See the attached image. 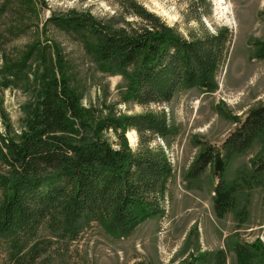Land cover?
I'll return each instance as SVG.
<instances>
[{"label":"rangeland","instance_id":"rangeland-1","mask_svg":"<svg viewBox=\"0 0 264 264\" xmlns=\"http://www.w3.org/2000/svg\"><path fill=\"white\" fill-rule=\"evenodd\" d=\"M130 1L0 0V131L5 132L4 120L11 133L20 131L38 88L37 75L48 66L59 75L58 56L83 106L99 114L145 112L132 101H121L127 80L88 52L93 41L88 32L75 34L54 22L75 11L118 27L124 20L137 21L125 12ZM134 1L188 38L190 33L229 28L227 55L212 91L197 85L183 88L164 105L176 133L156 141L175 168L163 213L123 235L98 221L82 220L75 240L54 236L42 226L37 234L51 244L47 255L53 264H264V169L257 170L264 161V130L242 153L230 154L224 144L237 119L264 105V0H224L227 15L215 0ZM107 136L115 141L112 132ZM126 136L136 148L137 133ZM205 149L215 158L190 176ZM217 156L222 167H216ZM221 180L234 191L220 213L215 189ZM240 247L250 254H239ZM9 253V238L0 236V264H12Z\"/></svg>","mask_w":264,"mask_h":264},{"label":"trees","instance_id":"trees-1","mask_svg":"<svg viewBox=\"0 0 264 264\" xmlns=\"http://www.w3.org/2000/svg\"><path fill=\"white\" fill-rule=\"evenodd\" d=\"M124 8L137 21L124 20L117 27L90 13L72 11L54 22L75 34L88 32L93 38L88 52L127 80L121 101H132L145 112L99 114L83 106L58 56L59 75L45 62L48 67L37 75L38 88L20 131L11 133L3 121L0 236L9 238L12 264H53L47 255L49 240L37 234L42 226L54 236L75 240L82 220L98 221L123 235L163 213L175 168L156 141L176 133L164 105L183 88L197 85L212 91L232 32L224 27L215 33H190L188 38L134 0ZM236 122L224 143L230 154L244 152L264 130V105ZM128 131L137 133L136 148L128 141ZM214 158L205 149L190 176ZM217 159L216 167H222L223 159ZM263 169L264 161L257 170ZM232 191L234 186L223 180L216 186L220 213L230 205ZM244 249L240 247L239 254H250Z\"/></svg>","mask_w":264,"mask_h":264},{"label":"bare ground","instance_id":"bare-ground-1","mask_svg":"<svg viewBox=\"0 0 264 264\" xmlns=\"http://www.w3.org/2000/svg\"><path fill=\"white\" fill-rule=\"evenodd\" d=\"M215 3L217 5V9L219 10V12L222 14V15H227L228 13V7L226 6H223L224 4V0H215ZM131 140L133 141L134 140V137L131 136Z\"/></svg>","mask_w":264,"mask_h":264}]
</instances>
